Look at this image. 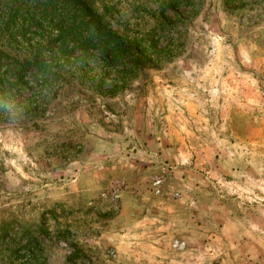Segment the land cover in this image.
<instances>
[{"label": "rangeland", "instance_id": "1", "mask_svg": "<svg viewBox=\"0 0 264 264\" xmlns=\"http://www.w3.org/2000/svg\"><path fill=\"white\" fill-rule=\"evenodd\" d=\"M82 1L0 0V264H264V0Z\"/></svg>", "mask_w": 264, "mask_h": 264}, {"label": "trees", "instance_id": "2", "mask_svg": "<svg viewBox=\"0 0 264 264\" xmlns=\"http://www.w3.org/2000/svg\"><path fill=\"white\" fill-rule=\"evenodd\" d=\"M70 1H72L73 4H75V5L78 4L79 6H81L82 9H84V6H85L84 1H82V0H70ZM85 8H86V7H85ZM98 23H101V22H100V21H97V19L94 18V19H92V20L90 21L89 24L96 25V24H98Z\"/></svg>", "mask_w": 264, "mask_h": 264}, {"label": "built area", "instance_id": "3", "mask_svg": "<svg viewBox=\"0 0 264 264\" xmlns=\"http://www.w3.org/2000/svg\"><path fill=\"white\" fill-rule=\"evenodd\" d=\"M160 182H161V179H158V180H157V183H160Z\"/></svg>", "mask_w": 264, "mask_h": 264}]
</instances>
